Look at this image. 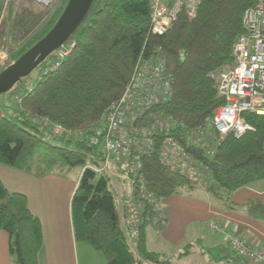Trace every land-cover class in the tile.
<instances>
[{
	"label": "trees",
	"instance_id": "trees-1",
	"mask_svg": "<svg viewBox=\"0 0 264 264\" xmlns=\"http://www.w3.org/2000/svg\"><path fill=\"white\" fill-rule=\"evenodd\" d=\"M29 1L18 2L16 10V0L12 2L4 33H0V49L13 62L52 29L68 2L60 0L54 10L53 4ZM149 2L103 0L102 8L89 18L90 9L75 38L68 40L74 47L55 70L48 69L46 60L37 68L35 80L27 77L2 95L15 102L17 95L31 87L16 103L13 115L0 112V165L29 170L34 153L43 151L57 158L60 167L83 166L71 199L73 235L76 242L100 253L106 264H167L160 255L147 251L146 229H162L166 224L162 200L198 183L161 162L160 136L151 154L136 158V170H126V177L137 173L145 181L144 198H139L141 214L135 217L137 229L131 236L121 224L120 196L112 178L85 168L88 160L95 165L102 160L99 121L123 94L140 56L160 51L171 74L172 98L152 108L137 124L172 118L176 127L171 136L199 162L202 185L214 195H229L264 181V116L244 114L252 130L240 137L229 135L212 147L211 118L223 99L208 76L231 63L242 13L254 0H202L194 19L180 16L162 35L150 32ZM37 118L83 136L53 138ZM201 138L203 146L191 142ZM36 168L33 171L49 173L41 165ZM136 185L129 182L131 189ZM0 230L8 237L12 264H37L40 222L29 211L26 197L8 192L1 182ZM231 260L245 264L237 257Z\"/></svg>",
	"mask_w": 264,
	"mask_h": 264
},
{
	"label": "built area",
	"instance_id": "built-area-1",
	"mask_svg": "<svg viewBox=\"0 0 264 264\" xmlns=\"http://www.w3.org/2000/svg\"><path fill=\"white\" fill-rule=\"evenodd\" d=\"M1 1V0H0ZM8 0H5L7 3ZM42 6H49L55 0H34ZM202 0H150L149 21L152 35L166 33L180 16L188 20L196 17ZM74 47L73 41L66 42L48 59V69L55 70L59 61ZM216 82L218 95L223 104L211 118L212 147L227 136H243L252 130L244 120L246 113L264 116V0H254L253 5L242 13L241 32L231 46V63L209 73ZM31 91L26 87L20 98ZM172 98V78L166 61L160 51L138 59L130 81L121 97L113 103L99 121L98 134L102 136V160L96 166H86L95 174L117 177L116 171L136 170V158L151 154L159 142V158L172 172H177L189 181L203 183L199 176V162L192 158L171 132L176 122L169 117H159L146 125H138L152 108L163 105ZM53 138L81 139L82 133L67 130L48 119L37 118ZM205 139L194 142L203 146ZM212 154V153H209ZM208 152L206 155H209ZM121 178L122 175L120 176ZM136 182L129 197L122 201L121 214L125 227L131 236L135 235V217L141 214L139 198H144L145 181L137 173L132 178ZM208 227L222 236V241L235 256L246 264H264V249H256L240 235L211 222Z\"/></svg>",
	"mask_w": 264,
	"mask_h": 264
},
{
	"label": "crops",
	"instance_id": "crops-1",
	"mask_svg": "<svg viewBox=\"0 0 264 264\" xmlns=\"http://www.w3.org/2000/svg\"><path fill=\"white\" fill-rule=\"evenodd\" d=\"M80 175L81 172L70 175L58 172L41 174L0 165L3 187L8 192L24 195L29 211L40 222L42 241L37 264H106L100 253L74 239L71 199ZM201 188L203 200L177 194L160 202L167 218L165 228L160 233L165 241L178 243L188 225L186 220L194 218L206 226L215 222L240 235L256 249H264V181L229 195H214L205 187ZM178 214L186 216V220L177 221ZM215 237L224 246L222 236L218 234ZM223 252L227 260L225 263H232L229 250L226 248V252ZM0 264H12L8 237L1 230Z\"/></svg>",
	"mask_w": 264,
	"mask_h": 264
},
{
	"label": "rangeland",
	"instance_id": "rangeland-1",
	"mask_svg": "<svg viewBox=\"0 0 264 264\" xmlns=\"http://www.w3.org/2000/svg\"><path fill=\"white\" fill-rule=\"evenodd\" d=\"M13 1L14 0H8L7 3L5 2V0L0 1V33L1 32L4 33L5 30L4 20L9 13ZM21 1L27 4L29 0H16V2L14 3L15 10L16 7L19 5L18 2ZM60 3H61L60 0L54 1L53 3L54 10L60 7ZM102 5H103V0H97L91 9V12L89 13V18H91L96 11L101 9ZM79 29L80 27H78V29L75 31L74 34L70 36L69 39L75 38L77 31H79ZM12 63L13 61L9 59L6 52L0 49V72L9 65H11ZM37 76H38V71L36 69L30 74L27 80L28 81L30 79L35 80ZM16 103H17L16 101L15 102L11 101L7 97L0 96V112L4 111L8 115H13V110L15 107H17ZM31 160L33 163L31 165H27V169L29 170H33V169L37 170L36 166L38 165L42 166L43 171L47 169L49 172H58L63 175H70L73 172H82L83 170V166H76L73 168L60 167L57 158H54L52 155L43 151L35 152ZM86 165L96 166L95 164H92L89 160L86 162ZM116 173H117V177L111 176V178L113 181L112 184L114 185L116 192L120 196L119 201L121 206L122 201L126 200L129 197L131 188L129 187V181L125 179L127 178L126 170H123L122 172L121 171L119 172V170H117ZM121 175L123 178L120 177ZM202 184L197 183L194 186V188L191 190L183 189L179 192L177 196L184 198H192L198 201L203 200L204 196L201 187L204 188V186ZM121 218H122L121 224L123 226V229L127 231L123 216H121ZM176 220L185 221L186 216L184 217L182 214H178V218H176ZM186 221L188 225H186V229L183 231L181 240L178 243L168 242L165 241L164 238H162L160 233L164 230L165 225L162 229L155 230L152 228H147L146 229L147 251L160 255L161 259L167 262V264H234L235 263V261L233 260H231L232 263H225L227 262V260H225L226 256L223 251L226 252V248L232 254V257L233 256L236 257V256L234 253L231 252V250L227 247L225 243L223 244L226 248L222 246L220 241L217 240L218 237L217 239L215 237L218 234L212 231L208 227V225L206 226L203 222L195 221L194 218L192 219L189 218Z\"/></svg>",
	"mask_w": 264,
	"mask_h": 264
},
{
	"label": "water",
	"instance_id": "water-1",
	"mask_svg": "<svg viewBox=\"0 0 264 264\" xmlns=\"http://www.w3.org/2000/svg\"><path fill=\"white\" fill-rule=\"evenodd\" d=\"M93 2L94 0H68L52 29L18 60L0 72V96L29 77L68 41L86 18Z\"/></svg>",
	"mask_w": 264,
	"mask_h": 264
}]
</instances>
